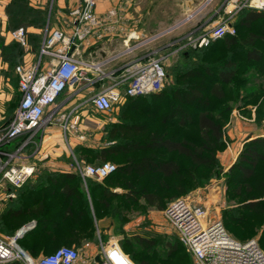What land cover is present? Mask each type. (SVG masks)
I'll return each instance as SVG.
<instances>
[{
	"label": "trees",
	"instance_id": "1",
	"mask_svg": "<svg viewBox=\"0 0 264 264\" xmlns=\"http://www.w3.org/2000/svg\"><path fill=\"white\" fill-rule=\"evenodd\" d=\"M8 5V15H11L9 12L14 5L20 8L14 19L15 28L23 26L26 37L28 27H33L36 32L44 27L47 9L33 7L27 1L23 4L21 0H10ZM232 24L236 32L216 39L219 40V45H209L200 52L191 48L182 51L181 62L172 66L171 73H167V80L160 90L128 96L120 101L118 104L125 102L119 115L123 121L106 126L112 143L99 149L77 145L73 148L75 157L84 163L93 164L92 159L98 163L110 161L108 158L113 156L123 155L124 161L118 162L116 169L103 180L117 178L122 183L114 185L127 190L134 189L129 177L149 175L153 183L178 189L177 193H182L190 184V180L197 178L198 168L219 167L217 152L224 147V124L229 113L234 108L246 112L248 104L256 103L264 95L259 84L251 86L256 82H252L247 75L248 71L252 70L257 76L264 77V10L243 8L236 13ZM40 33H31V42L35 41L32 38L37 40V34ZM258 39L262 41V46L257 44ZM11 42L4 45L0 36V47L4 52L3 61L13 67L22 61L24 50L16 40L12 39ZM236 50L244 52L242 59L234 56ZM213 52L220 55L218 63L208 61ZM192 58L198 59L193 61ZM168 76L173 77L172 84H168ZM235 84L233 95L227 98V88ZM153 103L156 105L150 107L149 104ZM125 108L141 110L144 115L158 119L162 126H176L178 129L170 135L163 131H150L147 121L127 119ZM215 109L218 111L214 115ZM255 111L256 118L264 119L263 107L256 108ZM179 129H191V133H182ZM23 140L24 137L17 138L13 147H18ZM136 152L141 153L136 156L133 154ZM166 154L173 156L165 157ZM179 158L186 163H182ZM263 161L264 136L248 139L238 156V162L233 166L237 172L234 174L236 182L245 184L253 179L258 164ZM35 172V177L28 178L19 187H12L15 198L6 200L0 209V233L12 234L24 220L35 219V227L18 240L20 246L33 257L51 253L63 245L80 248L86 243H95L96 221L110 207L108 198L124 196L136 200L132 192L118 194L113 192L109 185L91 178H87L84 183L81 176L74 171L40 167ZM167 178H174L177 183L166 185L164 179ZM133 192L142 196L148 206L158 210L164 209L168 205L169 197L176 195L168 197L164 191L148 189V185ZM248 192L250 193L245 200H250L242 207L255 213L264 212V181L260 182L255 190ZM225 222L238 240L244 242L251 239H245L251 227L246 225L241 215H226ZM260 237L264 239V225ZM135 240L139 245L149 248L154 243L153 240L142 236H136ZM123 243L121 244L125 248ZM166 245L169 256H178L180 262L188 264V256L180 252L183 248L187 254H191L176 235L175 241ZM128 257L134 261L133 254L129 253ZM135 263L150 264L147 259H140ZM0 264L20 263L9 261Z\"/></svg>",
	"mask_w": 264,
	"mask_h": 264
},
{
	"label": "built area",
	"instance_id": "2",
	"mask_svg": "<svg viewBox=\"0 0 264 264\" xmlns=\"http://www.w3.org/2000/svg\"><path fill=\"white\" fill-rule=\"evenodd\" d=\"M127 2L128 0H122ZM98 0H80L68 14V29H50L46 25L37 58L34 62L14 67L18 76L20 99L9 123L0 128V200L14 197L12 187L21 186L34 172V165L14 164V158L27 144H36L35 137L55 120H60L63 137L69 146L72 112L60 114L57 101L66 89H74V96L92 90L88 98L97 112H108L128 96L143 95L160 90L166 80V67L171 58L190 47H200L210 39L234 34L232 24L236 13L243 8L264 10V0H226L225 16L198 33L192 29L172 39L160 40L169 28L142 35L130 29L122 37L121 45L101 57L84 54L83 45L102 28L124 26L125 11L121 4L107 9L103 16L96 13ZM121 26V27H122ZM124 29V27H123ZM8 35L26 44V30L19 26ZM24 137L14 149H6L15 139ZM79 138L83 139V135ZM71 160L67 168L77 172L83 182L87 178L102 181L116 169L110 161L87 164L79 161L70 148ZM264 199V194H263ZM163 217L178 240L191 254L195 264H264V250L251 238L240 241L232 236L217 218H209L198 207L177 198L164 208ZM33 225V222L30 224ZM27 226L15 233L0 234V263L18 261L20 264H78L79 253L72 246H60L48 254L33 257L18 240ZM93 258L95 264H136L114 241L101 242Z\"/></svg>",
	"mask_w": 264,
	"mask_h": 264
},
{
	"label": "rangeland",
	"instance_id": "3",
	"mask_svg": "<svg viewBox=\"0 0 264 264\" xmlns=\"http://www.w3.org/2000/svg\"><path fill=\"white\" fill-rule=\"evenodd\" d=\"M26 1L28 3L30 2L29 0H21L23 4H25ZM9 2L10 0H0V11H2L0 13V36L3 38L4 45L12 43V39L8 33L15 28L16 25L14 23V19H16L17 12L20 11L18 5L11 7V12H9L12 15L11 19V15H8L7 9ZM225 4L226 0H149L148 5L150 6V13L147 15L149 33L148 31L146 32L147 34L156 33L169 28L176 23H181L178 28L166 33L165 36L152 43V45L158 44L159 41L162 42L172 39L181 33L194 29V27L196 28V33H198L202 30V28L221 20L225 16ZM48 5L49 0H47L45 4L47 9ZM31 33L40 32H38V30L36 32L33 27H28L26 44H19L24 50V55L30 53V59L34 62L38 55V46L43 34L42 32L37 34L39 35V38L37 40L32 38V40L35 41L31 42L29 39V35ZM215 43H217L216 45H219V40L210 39L200 47L196 46L190 48L193 51L195 50L200 52L202 48L214 45ZM257 44L262 46V41L258 39ZM262 47L264 49V46ZM3 54V49L0 47V128L10 122L18 105L20 91L18 89V78L14 71V66L23 62L22 59L21 62H17L13 67L8 66L7 63L3 61ZM209 56V62L218 63L220 60L218 52H213ZM234 56L237 59H242L244 52L242 50H236ZM192 59H194L193 61H196L198 58ZM180 62V56H178L176 60H171V64L166 68V72L168 74L171 73L172 66ZM247 75L251 78L252 82L259 84L261 91H264V77L257 76L252 70H249ZM168 77V84H172L173 77ZM209 83H211V81H209ZM235 86L236 84L227 88V98H230V96L233 95ZM73 90L74 89H66L58 99L59 101L64 99L65 103V105H63L64 110H62V113H60L58 117L61 114L72 112L70 123L74 125V129L71 133L69 132V146L63 137L62 129L59 123L60 120H55L52 124L59 126L56 139L59 140V143L63 147L66 165L65 167L52 168L50 170L69 171L67 166L71 160L70 148L73 151V148L77 145H82L91 149H99L111 144L112 141H110L108 128H106V126L114 122L123 121L120 119L119 115L122 105H125V102L113 106L112 110L108 112H97L92 107L91 101L88 98L92 90L83 91L84 94L82 96L80 95L78 98H76L74 94H71L73 93ZM154 105L156 104H149L150 107H153ZM248 105L255 107L254 109L262 107L264 109V95L263 97H260L256 103ZM235 109L236 108L229 113L226 123L224 122V147L219 149L217 152L219 167L198 168L196 170L197 178L190 180V184L186 186L185 192L177 193L178 189L176 190L171 187L165 188L162 185L155 184L149 179V175L144 177H129L128 179L132 181L134 185V189L130 190L124 189L120 186H115V183L121 182L117 178H112L107 181H99L101 184L109 185L112 191L118 194H125L127 191L134 193L136 200L134 201L132 197L127 198L124 196L112 199L108 198L110 207H108L107 211L102 214V217L96 221L95 243H92L93 245H84L77 248L79 253L78 264H95L93 263L92 256L98 252L100 243H105L107 241L116 242L125 254H133V260L135 262L140 259H147L150 264H164L163 261L167 264H184L177 259L178 256L172 258L167 253L168 248L166 244L173 243L175 241V234L163 217L164 209L158 210L155 207L148 206L142 196L137 194V192H133V190L136 191L146 185H148V189L155 188L156 190L166 192L168 197L172 194H176L175 196L169 197L167 204L177 198H183L192 206L198 207L202 210L209 218L219 219L232 236H235V234L225 222V217L226 215H241V217L246 221V225L251 227L250 231L247 232L245 239H256L264 250V239H261L260 237L264 225V212L255 213L245 210L242 207L246 201L250 200H245V197L250 193L248 190H255L259 183L264 181V161L258 164L256 174L253 179L249 180V182L245 184H240L235 180L236 175L234 174L237 172L233 166L238 162V156L248 139L244 140L241 149L237 151L235 155L233 154V159L225 160L220 156L228 148V144L230 142V139L225 134V130ZM217 111L218 109H215L213 114H217ZM125 112L128 117L127 119L129 120L138 122L147 121L148 129L150 131H163L167 135H170L173 131L178 129L176 126L174 128L162 126L158 119L152 117L151 115H144L141 110L133 111L125 108ZM243 114L247 116L248 113L243 112ZM87 116H90L89 119L92 121V125L87 122L89 120L86 119ZM252 120L254 121L253 123L256 127H262L264 125V119L261 117L256 118L255 115ZM178 131L182 133H191V129H179ZM81 135H83V139L79 138ZM35 139L36 142L39 143V136H36ZM140 153L141 152H136L133 154L137 156ZM171 156L173 155H165V157ZM108 160L117 165L118 162L124 161V156L117 155L108 158ZM179 160L182 163L185 162V160H182L181 158H179ZM91 163H97V161L92 159ZM164 182L166 185H170L177 183V180H174V178H167L164 179ZM0 234L8 235L6 233ZM136 236H142L153 240L154 243L150 248L143 247L136 242ZM121 243L124 244L125 248ZM180 253L188 256V264H195L192 256L187 254L185 249L182 248Z\"/></svg>",
	"mask_w": 264,
	"mask_h": 264
},
{
	"label": "crops",
	"instance_id": "4",
	"mask_svg": "<svg viewBox=\"0 0 264 264\" xmlns=\"http://www.w3.org/2000/svg\"><path fill=\"white\" fill-rule=\"evenodd\" d=\"M29 1V4L33 7L47 9V7H45L47 0ZM79 2L80 0H49V5L46 14V23L44 27L40 28L38 31L42 32L43 34L46 25H48V28L50 29L57 28L67 30L69 26L67 16L70 10ZM148 3L149 0H128L127 2H124L122 0H98L95 9L98 16H103L106 13L107 9H109L110 7H113L117 4H121L125 11L126 19L124 21V26L114 25L111 29L108 30L102 28L96 33H94L92 36H90L88 41L82 47L83 53L90 54L93 57H101L112 52L114 49L118 48L121 45L122 37H124L125 33L130 29H135L142 35H148L146 32L148 31L149 33L147 15L148 13H150V6L148 5ZM1 12L2 11H0V13ZM194 29L196 28L194 27ZM29 55L30 53H27L23 56L24 63L32 62V60L30 59L31 57ZM176 59L177 57L171 58L167 67L171 64V60ZM257 85L258 83L251 84L252 87H255ZM83 94L84 92H80L75 97L78 98L80 95L82 96ZM57 105L59 108V112L62 113V110H64L63 105H65L64 99H62L61 101L58 100ZM254 108L255 107L251 105H248L246 107L245 111L246 113H248L247 116H245L243 114V111L240 109H235V111H233L230 122L226 126L225 130V134L230 139V142L228 144V148L220 155L221 158L225 160L233 159V154L235 155L236 152L241 149L244 140L250 139L255 136H264V125L262 127H256V125L253 123L254 121L252 119L255 116ZM89 118L90 116H87L86 119L88 120ZM87 122L90 125L93 124L90 119ZM58 127L59 126L56 125H49L44 128L43 131L37 134V137L39 136L40 140L39 143L36 142V144H27L21 149L18 156L14 158L15 165H34V172L29 178L35 177V171L40 167H45L48 169L65 167L66 161L64 160L63 147L59 143V140L56 139L58 135ZM11 145L12 147H10ZM13 145L14 141L4 148L14 149L15 151L17 147H13ZM28 146L30 147L26 148ZM13 198H15V192ZM6 200H0V209L3 208ZM32 222L33 225H30ZM35 225V219H26L16 227L15 232L24 226H27L25 233L29 232L35 227ZM84 245L89 246L93 244L86 243ZM39 255L41 256L42 254Z\"/></svg>",
	"mask_w": 264,
	"mask_h": 264
},
{
	"label": "water",
	"instance_id": "5",
	"mask_svg": "<svg viewBox=\"0 0 264 264\" xmlns=\"http://www.w3.org/2000/svg\"><path fill=\"white\" fill-rule=\"evenodd\" d=\"M95 260L96 261H99L100 259H99V255H95Z\"/></svg>",
	"mask_w": 264,
	"mask_h": 264
}]
</instances>
